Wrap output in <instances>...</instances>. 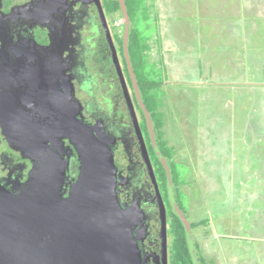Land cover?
<instances>
[{"label":"rangeland","instance_id":"rangeland-1","mask_svg":"<svg viewBox=\"0 0 264 264\" xmlns=\"http://www.w3.org/2000/svg\"><path fill=\"white\" fill-rule=\"evenodd\" d=\"M148 5L151 20L138 21L139 39L152 46L145 57L148 66L155 65L152 80L161 83L165 141L175 151L182 179L181 205L170 181L167 209L178 204L190 226L203 225L192 230L191 248L198 243L214 264H264V0ZM120 17L108 15L118 41L126 30L115 26ZM96 34L98 42V29ZM119 60L134 100L120 55ZM102 83L94 92L97 104L108 110L103 98L118 101L119 114L129 121L118 85L109 93ZM171 242L170 236V247Z\"/></svg>","mask_w":264,"mask_h":264},{"label":"water","instance_id":"water-1","mask_svg":"<svg viewBox=\"0 0 264 264\" xmlns=\"http://www.w3.org/2000/svg\"><path fill=\"white\" fill-rule=\"evenodd\" d=\"M126 20L124 53L128 61L138 101L144 112L151 137L157 147L152 128V118L140 94L134 76L128 46L131 21L125 0H120ZM99 6L107 41L113 52L125 100L143 146L144 157L150 176L157 188L161 232V254L163 264H168L169 225L168 212L160 193L159 183L152 166L143 131L138 119L135 103L130 93L118 51L108 27L106 15ZM55 19L50 27L53 44L48 48L52 58L66 55L70 51L67 18L63 23ZM67 27V26H66ZM63 36V39H61ZM64 45H57L63 42ZM57 54V55H56ZM68 58L64 63L65 93L45 104V110H33L29 101L26 108L17 104L13 112L2 113L3 131L12 147L24 159H42V168L34 169L26 190L14 196L0 186V264H147L141 244L148 238L147 218L140 204H123L119 188L120 171L116 164V142L106 136L98 125L90 126L83 119V105L75 98V87L70 76ZM48 101V100H47ZM49 106V107H48ZM10 112V113H8ZM69 143V146H67ZM76 153L79 178L68 190L71 158ZM165 169L168 168L171 194L172 173L168 162L158 151ZM181 217L182 214L180 213ZM188 235L192 229L183 218ZM155 263L160 258L153 256Z\"/></svg>","mask_w":264,"mask_h":264},{"label":"flooded vegetation","instance_id":"flooded-vegetation-1","mask_svg":"<svg viewBox=\"0 0 264 264\" xmlns=\"http://www.w3.org/2000/svg\"><path fill=\"white\" fill-rule=\"evenodd\" d=\"M99 1L108 22L107 4L114 0ZM64 17L68 20L67 27L65 26L69 38L67 45L70 43L72 46L66 55L62 54L56 59L52 58L54 53L48 49L53 44L50 27L52 24L54 27L55 19H58L57 24L60 19L64 29V24H66ZM120 20L125 22L126 28L125 18ZM108 27L118 56L122 57V49L118 46L121 43L114 37L109 24ZM96 29L100 34L98 42L93 41L98 39ZM64 32H66L65 29ZM91 35L92 38L86 39ZM120 36H124V32H119V38ZM57 45H64V41L58 42ZM110 45L97 0H0V186L14 196L20 195L26 190L33 170L35 168L40 170L43 164L42 159H24L12 147L4 135L2 128L4 122H1V118L4 117L2 113L13 112L17 104L19 108L24 109L27 107L25 102L28 101L33 110H45L46 102L49 103V98L54 99L55 95L59 103V96L65 93L64 63L68 58L72 67L70 76L75 87V98L83 105L84 122L90 126H100L105 130L106 136L117 143L114 151L116 164L120 171L121 201L128 205L138 202L146 215L148 238L144 244H141V248L145 258L151 257L147 264H156L153 256L159 257L160 264H163L159 238L161 214L158 192L150 176L143 146L128 106L129 121L122 113L119 115L118 101L113 104V100L111 102L103 98V103L108 109L106 110L101 104H97L94 96V92L99 89L98 85L103 82L102 86L109 90V93L114 92L115 84L118 85L121 98H125L120 79L112 74L106 75L107 70L104 68L105 63L109 69L114 65ZM113 70L118 75L116 67ZM132 93L134 97L133 90ZM120 96L115 95L114 98L119 99ZM50 103L53 104V101ZM141 128L143 131L142 125ZM143 136L159 183L160 193L166 205L165 192L158 170L156 171L158 168L157 161H155L156 152L155 149L151 150V137L147 138L144 131ZM155 148L159 149L158 146ZM158 159L162 162L161 157ZM79 170L80 164L74 153L71 158L68 190L76 184ZM166 208H168L167 205ZM168 264H170V251Z\"/></svg>","mask_w":264,"mask_h":264},{"label":"trees","instance_id":"trees-1","mask_svg":"<svg viewBox=\"0 0 264 264\" xmlns=\"http://www.w3.org/2000/svg\"><path fill=\"white\" fill-rule=\"evenodd\" d=\"M149 1L151 0H125L127 11L131 20V31H130V37H129V46H128V52L129 57L131 61V65L133 68L134 76L137 80L138 86L140 88V94L142 101L148 110L149 114L151 115L152 122L154 125V133L156 134V140H157V146L159 147V151L161 152L162 156L166 159V161L169 164V167L171 169V173L173 176V193H174V199L175 201H179L181 205V186H182V179L181 176H179L177 172V164L174 162L175 158V151L173 148L169 147V144L165 141V124H164V113L162 112L163 108L165 107L164 101L162 99V93H161V83L155 82L152 79L154 78L153 75L155 74V69L153 65L152 67L148 66L147 60L148 58L145 57L146 54H148L150 51H152L151 45H141L140 39H139V26L138 21L144 20L149 21L151 20L150 12L151 9L149 7ZM108 6V13L110 14H116L121 13L120 19H123L124 16L122 14V6L121 2L119 0H114L113 2H110L107 4ZM119 19V20H120ZM121 43V49H122V57L125 63L126 72L129 77V82L132 86L133 92H134V102L139 107V109L142 111V107L138 101L137 94L135 93L134 84L132 81V77L130 74V69L128 62L126 58L124 57V42H125V36L119 41ZM159 45H162V42L159 41V43H156ZM115 65H112L110 70L114 69ZM114 67V68H113ZM150 67V69H148ZM104 68H106L107 73L106 75H115L119 79V75L115 74V71L108 72L109 67L106 65ZM145 121V126H143V131L146 133L147 138H150V131L149 126L147 124L146 116L144 115V112L142 111ZM120 115V114H119ZM151 142V140H150ZM153 144V143H152ZM151 144V150L154 151L155 147ZM155 154V153H154ZM155 161H157V167H158V175L160 176V180L162 183V187L165 192V199L166 203L170 205V189H169V179L167 175V171L163 165L162 162L159 161L158 157L155 158ZM177 190V193L179 195H176L175 192ZM176 205V209H170V212L168 213V225H169V235L172 238L171 247H170V264H214L213 261H210L207 259L201 252V248L199 244H196L195 248H191V239L188 235L187 227L184 221V217L178 213V208L182 211L181 207L178 204ZM183 214V213H182ZM188 222V220L186 219ZM189 223V222H188ZM203 225L196 224L193 225L192 230L196 228H200Z\"/></svg>","mask_w":264,"mask_h":264},{"label":"built area","instance_id":"built-area-1","mask_svg":"<svg viewBox=\"0 0 264 264\" xmlns=\"http://www.w3.org/2000/svg\"><path fill=\"white\" fill-rule=\"evenodd\" d=\"M117 25L118 27H122L125 25V22L123 20H120Z\"/></svg>","mask_w":264,"mask_h":264},{"label":"clouds","instance_id":"clouds-1","mask_svg":"<svg viewBox=\"0 0 264 264\" xmlns=\"http://www.w3.org/2000/svg\"><path fill=\"white\" fill-rule=\"evenodd\" d=\"M118 23V22H117ZM117 25V24H116ZM124 35H125V33H124ZM173 180V179H172ZM172 185H173V183H172ZM169 242H170V237H169ZM169 251H170V247H169Z\"/></svg>","mask_w":264,"mask_h":264},{"label":"crops","instance_id":"crops-1","mask_svg":"<svg viewBox=\"0 0 264 264\" xmlns=\"http://www.w3.org/2000/svg\"><path fill=\"white\" fill-rule=\"evenodd\" d=\"M246 8V7H245ZM245 8L243 9V11H246ZM248 12V11H247Z\"/></svg>","mask_w":264,"mask_h":264}]
</instances>
